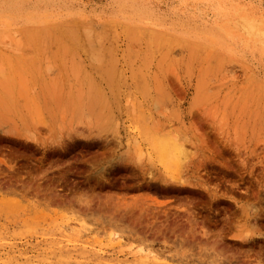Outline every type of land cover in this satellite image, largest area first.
Segmentation results:
<instances>
[{
  "label": "rangeland",
  "instance_id": "obj_1",
  "mask_svg": "<svg viewBox=\"0 0 264 264\" xmlns=\"http://www.w3.org/2000/svg\"><path fill=\"white\" fill-rule=\"evenodd\" d=\"M145 1L0 0V264H264V0Z\"/></svg>",
  "mask_w": 264,
  "mask_h": 264
},
{
  "label": "bare ground",
  "instance_id": "obj_2",
  "mask_svg": "<svg viewBox=\"0 0 264 264\" xmlns=\"http://www.w3.org/2000/svg\"><path fill=\"white\" fill-rule=\"evenodd\" d=\"M144 1L145 0H117V5L126 6L127 8H129L130 6L135 4V5H140L141 7H143L141 3ZM179 1L181 2V4H185L187 0H179ZM195 1H200V0H195ZM231 9L234 12H236L237 9L239 8L235 5H231ZM47 10L48 9H42L43 12L38 14L39 19L37 17L36 20L27 21L26 24L37 25V22L44 21L43 24L49 23L48 24L49 27L54 24L52 26L53 29H57L58 25L62 26L63 28L67 27V37L73 38L76 40L78 39L80 41L81 40L84 41L85 39L87 41L89 40L96 41L97 39L101 38V35L89 30V27H88L89 24L85 22L84 18L82 17L80 18L79 15L73 17V15L69 14L71 12L63 11V13H57V12L47 11ZM50 15H55V17L52 18L53 20L52 19L46 20L47 18H49ZM241 15L246 17L245 13H241ZM0 19L3 21H6V19L2 17H0ZM258 20L261 21L260 18ZM56 22H58L59 24H55ZM261 22H264V21L262 20ZM246 23L249 26V30L254 32V35H255L254 38L258 39L261 45L264 46L263 40L261 38V36L263 37V35L261 34V32L258 29L252 28L253 26L252 22L247 20ZM96 29L97 28H95V30ZM261 93L264 94V91ZM261 103L264 108V95H263V101H261ZM147 140L150 143V145L156 149L157 157L159 161L163 164V166H165L166 168H169L170 170V169L176 168L179 165V159L182 156L183 151L180 149V146L176 143V141L174 140L172 136L163 137V136H157L155 134H150L149 136H147Z\"/></svg>",
  "mask_w": 264,
  "mask_h": 264
}]
</instances>
